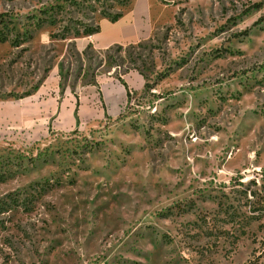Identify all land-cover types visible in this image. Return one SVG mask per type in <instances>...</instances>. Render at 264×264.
<instances>
[{
	"label": "rangeland",
	"instance_id": "obj_1",
	"mask_svg": "<svg viewBox=\"0 0 264 264\" xmlns=\"http://www.w3.org/2000/svg\"><path fill=\"white\" fill-rule=\"evenodd\" d=\"M131 1L0 0V264H264V0H155L141 41L77 47ZM109 72L143 80L116 115L17 127Z\"/></svg>",
	"mask_w": 264,
	"mask_h": 264
},
{
	"label": "crops",
	"instance_id": "obj_2",
	"mask_svg": "<svg viewBox=\"0 0 264 264\" xmlns=\"http://www.w3.org/2000/svg\"><path fill=\"white\" fill-rule=\"evenodd\" d=\"M156 7L155 0H132L117 20L100 18L98 30L77 38L76 45L79 49L91 45L104 50L115 44L139 42L152 28ZM142 87V76L138 72H127L121 77L109 72L99 74L96 83L85 90L66 97L51 96L41 100L33 93L15 104L17 127L46 131L53 121L62 128L100 113L114 116L126 102L128 94Z\"/></svg>",
	"mask_w": 264,
	"mask_h": 264
},
{
	"label": "trees",
	"instance_id": "obj_3",
	"mask_svg": "<svg viewBox=\"0 0 264 264\" xmlns=\"http://www.w3.org/2000/svg\"><path fill=\"white\" fill-rule=\"evenodd\" d=\"M121 12H122V11H121ZM121 12L118 13V14L112 15V16H103V17H107V18H109V19H111V20H117V19L121 16ZM97 30H98V27H97V25H96L95 28H93L91 31H89V32H88L87 34H85V35L92 34V33L96 32Z\"/></svg>",
	"mask_w": 264,
	"mask_h": 264
}]
</instances>
